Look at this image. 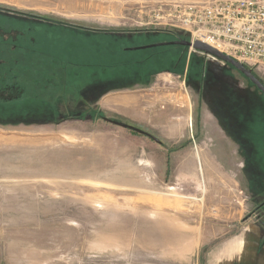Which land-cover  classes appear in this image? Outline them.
Segmentation results:
<instances>
[{
	"label": "rangeland",
	"instance_id": "374dc122",
	"mask_svg": "<svg viewBox=\"0 0 264 264\" xmlns=\"http://www.w3.org/2000/svg\"><path fill=\"white\" fill-rule=\"evenodd\" d=\"M191 1L200 0H0L11 8L0 10V35L17 38V12H31L49 19L27 24L57 32L170 30L191 41L175 25V4ZM8 46L0 53L15 56ZM200 52L189 46L193 73L206 58ZM226 64L232 71L218 73L237 77L229 80L244 102H262L261 90ZM153 71H144L145 83L144 74L133 79L142 86L120 85L79 116L73 109L83 98L68 93L56 102L73 104L58 117L53 108L50 122L34 120L28 107L1 120L0 264H264V180L248 179L264 174V119L250 134L257 167L217 133L222 125L187 72ZM253 71L264 84V70ZM127 97L136 102L116 101ZM170 128L175 137L167 138Z\"/></svg>",
	"mask_w": 264,
	"mask_h": 264
},
{
	"label": "trees",
	"instance_id": "16d2710c",
	"mask_svg": "<svg viewBox=\"0 0 264 264\" xmlns=\"http://www.w3.org/2000/svg\"><path fill=\"white\" fill-rule=\"evenodd\" d=\"M1 9L11 10L3 6H0ZM17 13L19 17H22L19 18V22H24L19 23L18 37L15 39L10 37L6 40L0 35V47L7 49L10 44L13 51L17 50L20 53L19 58L16 56L17 52L15 56L12 52L11 55L0 53V93H6L10 97L13 94H22L23 102L15 98H0V105L5 107L12 108L33 103L50 104L58 117L67 105L73 104L72 102L69 104L68 100L57 103L58 97L72 93L76 95L74 99L76 100L79 90L87 84L136 74H144L146 82L149 78L144 73L146 69L154 70L150 73L152 76L164 69H171L181 75L185 71L189 46L179 41H188L190 38L174 31V35L149 33L152 41L158 40V36L162 35L159 39L162 41L161 45L155 47L161 50H155L151 48L152 46L144 49L131 47L130 41L135 38L131 39L123 35L125 33L121 35L116 30L99 31L86 26L71 28L63 26L58 27L57 32L50 25L46 27L40 25L36 28L32 25L33 23L26 22L33 18L39 20L49 18L31 12ZM2 19L3 16L0 15V21ZM154 38L156 40H153ZM175 46H177L176 50L171 48ZM5 49L2 52L7 51ZM192 57L190 56L189 59L187 78L190 82L196 81L201 91L206 68L205 59L201 60L197 72L193 73ZM169 58L175 59L174 65H167ZM165 65L167 66L164 67ZM230 66L235 69L232 65ZM19 76L22 81L19 80ZM64 80H66L65 86ZM261 119H264V112L257 118L259 121ZM263 239L262 242H264Z\"/></svg>",
	"mask_w": 264,
	"mask_h": 264
},
{
	"label": "crops",
	"instance_id": "0c3cea01",
	"mask_svg": "<svg viewBox=\"0 0 264 264\" xmlns=\"http://www.w3.org/2000/svg\"><path fill=\"white\" fill-rule=\"evenodd\" d=\"M135 38V37H133ZM132 39V38H131ZM142 42H131V45H138L142 43L149 42L147 39L141 38ZM151 42V41H150ZM190 55H188L189 58ZM207 62L205 61V73L202 83V102H205L208 107L214 111L215 116L217 117V121L219 124L222 125V129L217 133H224V137L221 133V136L223 139H230L233 144L236 146V151L241 154H249L251 155V159L249 158H243L246 161H254L257 164V167L260 165L259 159H258V152L256 149V145L252 139L251 131L256 123H259V120H257L258 116L264 111V100L262 102H258V104L255 105H249L247 102H244V98L242 94H237V87H233V83L231 80H234L235 83L236 80L238 81L237 77L233 76L229 79L223 78L221 75H219L218 72H221L224 69H227L229 71H232L230 67L227 66L226 63L220 62L219 65L212 64L211 61H219V60H212L208 57V55L205 56ZM189 66V60L187 61L186 67H185V75L188 70ZM140 74L129 75L125 77H118V78H111L106 80H101L89 85L83 86L80 90V96L83 98L73 109V113L75 115H81L83 112V109L88 108V104L96 103L98 104V101L100 98L109 92H112L115 88L121 86H125V88L134 87L135 85H140L138 81L133 80L136 77H139ZM141 78V77H140ZM145 79H141L142 83H145ZM127 81V82H126ZM127 83V85H124V83ZM194 83H197L196 81ZM129 85V86H128ZM152 86V85H151ZM198 87V85H197ZM235 88V89H234ZM199 89V88H198ZM231 89L235 91V93L231 92ZM256 95L260 94L257 91H254ZM261 97V96H260ZM117 99L116 101L120 104L128 105L130 103L136 102L134 98H120V100ZM155 101H161V98L154 99ZM165 101H169L168 97H165ZM99 105V104H98ZM100 106V105H99ZM23 107L31 108L32 111V117L33 119L39 121V123H45L50 122L54 117L53 108L50 104H41V103H33L31 105H19L17 107L8 108L3 105H0V122L1 120H6L9 117H13L16 114V112H22ZM101 107V106H100ZM82 111V112H81ZM209 123V120H205L204 127L206 128L207 124ZM217 125V124H216ZM166 137H175V129H169L166 132ZM257 158V160H256ZM260 167V166H259ZM255 176L260 177L263 183L264 180V174L258 175L250 173V177L248 179H256ZM258 179V178H257ZM254 184V183H252ZM256 184V183H255ZM261 185V182H260Z\"/></svg>",
	"mask_w": 264,
	"mask_h": 264
},
{
	"label": "built area",
	"instance_id": "2783aa9c",
	"mask_svg": "<svg viewBox=\"0 0 264 264\" xmlns=\"http://www.w3.org/2000/svg\"><path fill=\"white\" fill-rule=\"evenodd\" d=\"M175 11L176 27L191 42L204 41L251 70H264V0L178 2Z\"/></svg>",
	"mask_w": 264,
	"mask_h": 264
},
{
	"label": "water",
	"instance_id": "95a60500",
	"mask_svg": "<svg viewBox=\"0 0 264 264\" xmlns=\"http://www.w3.org/2000/svg\"><path fill=\"white\" fill-rule=\"evenodd\" d=\"M179 43L186 46H193V48H195L196 50H200L206 54H211L218 59L232 65L238 71L242 72L264 94L263 82L252 72L251 69H249L236 59L232 58L228 54L221 52L220 50L201 40H196L194 43L191 41H179Z\"/></svg>",
	"mask_w": 264,
	"mask_h": 264
},
{
	"label": "flooded vegetation",
	"instance_id": "af4514ba",
	"mask_svg": "<svg viewBox=\"0 0 264 264\" xmlns=\"http://www.w3.org/2000/svg\"><path fill=\"white\" fill-rule=\"evenodd\" d=\"M119 34H121L120 32H118ZM149 33H158L157 35H160V34H169V35H174V32L173 31H167V30H164V31H148V30H134L132 32L129 33H125L123 35H126L127 37L129 38H133L135 37V40H133V42H142L140 41L139 39L143 38V39H147L148 41H152V37L150 35H148ZM122 35V34H121ZM162 36V35H161ZM161 36H158L159 39H161ZM156 40V41H152V42H145V43H142V44H138V45H132L131 47H140V48H144L146 49V47L148 46H152L151 48H155V47H159L158 45H161L162 41L161 40ZM155 40V38H154ZM166 42H169V41H166ZM144 49H139V50H144ZM239 73L243 74L242 72L238 71ZM252 72L254 73V71L252 70ZM255 74V73H254ZM244 75V74H243ZM260 90V89H259Z\"/></svg>",
	"mask_w": 264,
	"mask_h": 264
},
{
	"label": "bare ground",
	"instance_id": "6f19581e",
	"mask_svg": "<svg viewBox=\"0 0 264 264\" xmlns=\"http://www.w3.org/2000/svg\"><path fill=\"white\" fill-rule=\"evenodd\" d=\"M200 53H201V52H200ZM208 57L211 58L212 60H219L217 57H215V56H213V55H211V54H209Z\"/></svg>",
	"mask_w": 264,
	"mask_h": 264
}]
</instances>
